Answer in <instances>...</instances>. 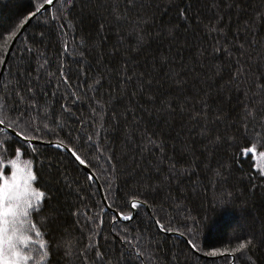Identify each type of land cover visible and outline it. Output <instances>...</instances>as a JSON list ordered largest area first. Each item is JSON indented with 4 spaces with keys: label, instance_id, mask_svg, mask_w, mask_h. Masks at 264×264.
<instances>
[{
    "label": "trees",
    "instance_id": "trees-1",
    "mask_svg": "<svg viewBox=\"0 0 264 264\" xmlns=\"http://www.w3.org/2000/svg\"><path fill=\"white\" fill-rule=\"evenodd\" d=\"M44 1L0 0V64L5 30ZM127 4L54 0L36 15L1 75L0 120L76 148L110 208L143 202L160 228L140 203L114 220L70 153L0 129V172L10 178L15 159L43 193L27 216V263L264 264V0ZM181 72L184 88L166 79ZM134 76L151 89L122 82Z\"/></svg>",
    "mask_w": 264,
    "mask_h": 264
},
{
    "label": "snow or ice",
    "instance_id": "snow-or-ice-1",
    "mask_svg": "<svg viewBox=\"0 0 264 264\" xmlns=\"http://www.w3.org/2000/svg\"><path fill=\"white\" fill-rule=\"evenodd\" d=\"M46 2L51 3L52 0H46ZM128 11L131 12L132 9L136 7V0H128V4L126 5ZM41 9V5L36 6L35 12H28V14L19 21V24L13 28L11 31L5 30L6 34L4 35V40L6 43L11 42V38L18 36V31H20V25H23L30 17L38 14ZM139 15V14H138ZM183 15V12H181ZM117 24L120 23L119 20L116 21ZM11 51L10 48H6L5 52ZM6 59V57H5ZM155 62V61H154ZM163 63H169L167 59L163 61ZM251 67V65L249 66ZM187 69H185V72ZM185 72H181L176 74L174 80L172 79L171 75L167 76L166 79H169L174 86L184 88L186 84L184 81H180V76L184 75ZM63 75V73H62ZM125 76L127 73L125 72ZM236 78H239V73L235 74ZM132 79H138L143 90L149 91L151 89V84H145L143 76L140 77H132L129 78L127 81H122L127 84L132 83ZM195 79H199L198 77ZM264 79V78H262ZM176 82H179L178 84ZM31 91V89H29ZM202 91V89L200 90ZM199 95V92L196 93ZM187 103V102H185ZM172 114V113H170ZM246 116H252L255 118L256 113L251 112L249 110L245 111ZM4 121L0 120V125H3ZM247 131V129H246ZM17 136L20 134L17 133ZM26 139V138H25ZM89 142H91L89 140ZM59 147V145L57 146ZM65 151L70 152L71 156L74 160L82 166H87L91 164V161L88 160L85 156L81 155L76 148H67L65 146ZM249 151H254V149H249ZM21 149L19 147L16 148V155L17 157L20 155ZM114 157H110L111 160ZM12 167L11 176L5 177L2 172H0V264H22V261L28 259L27 256L22 255L21 248L24 246L28 241L29 237L24 235L21 231V226L24 221H26L28 212H29V201L32 199V196L29 193V186L30 183L36 179V176L33 174L31 168L26 170L20 169L18 167L17 161L15 159L10 160L7 162ZM2 162H0V167H5ZM127 169H125L126 171ZM26 171V174H22ZM132 175H140V173L133 171ZM131 178V177H130ZM88 179L93 181L95 179L94 174H89ZM43 196V193L39 192L38 190L35 193V198L37 202H39L40 198ZM127 205H117V207H126ZM145 210H147V206L143 205ZM138 202L133 201L131 204L132 209H137ZM107 208V206H106ZM111 210V209H108ZM135 213L132 214L134 216ZM132 216H124L123 213L117 214L113 212V219L123 218L125 220H130ZM192 248H195L196 245L193 241L188 242ZM251 243V242H249ZM261 243L264 244V239L261 240ZM246 243L241 241L237 248L232 249L233 252L245 249ZM219 252V249H211L207 254L210 256H215ZM97 256H100V253H97Z\"/></svg>",
    "mask_w": 264,
    "mask_h": 264
},
{
    "label": "water",
    "instance_id": "water-1",
    "mask_svg": "<svg viewBox=\"0 0 264 264\" xmlns=\"http://www.w3.org/2000/svg\"><path fill=\"white\" fill-rule=\"evenodd\" d=\"M53 2H54V0H52V2L51 3H48V2H46V0L41 4V9H40V11L38 12V14L39 13H41L42 11H44L46 8H50L52 5H53ZM36 11V10H35ZM35 11H33V12H35ZM38 14H36V15H38ZM36 15H34L33 17H30L23 25H21L20 26V31H18V36L17 37H14V38H11V42H9V44H8V46H7V48H10L11 50H12V48H13V46H14V44H15V42L17 41V39H18V37H19V35L26 29V27H27V25H28V23L36 16ZM10 52L11 51H9V52H5L4 53V56H3V59H2V61H1V64H0V78H1V75H2V73H3V71H4V68H5V66H6V63H7V59H8V56H9V54H10ZM5 57H6V59H5ZM0 129H2V130H5V131H8V132H10V133H12V134H14V135H16L18 132H16L14 129H12V128H10L9 126H6V125H0ZM20 134V133H19ZM17 136V135H16ZM17 137H19V138H21V139H23L26 143H28V144H31V143H41L42 141H39V140H36V139H31V138H27V137H24L23 135H19V136H17ZM26 138V139H25ZM47 143V142H46ZM47 144H49V145H52V146H54V147H57L58 145H59V148H61V149H64L65 150V145H63V144H61V143H59V142H54V141H51V142H48ZM68 148V147H67ZM68 153H70V152H68ZM71 155V154H70ZM79 164V163H78ZM82 168H83V170L85 171V173L87 174V176H89V174L91 173V174H93L92 173V171L89 169V167H87V166H82V165H80ZM95 176V175H94ZM94 182H95V184H96V186H97V188H98V191H99V194H100V198H101V200H102V202L104 203V205L105 206H107V208L108 209H111V211L112 212H116L117 214H119L117 211H115L114 209H112V208H110V206L108 205V203H107V201H106V199H105V195H104V191H103V188H102V186L100 185V183H99V181H98V179L95 177V179L93 180ZM133 202V201H132ZM131 202V203H132ZM140 204H142V205H146L147 206V213L149 214V216L152 218V220L154 221V223H155V225L157 226V227H159L160 228V226H159V223H158V221L152 216V213H151V211H150V208H149V206L147 205V204H145V203H143V202H139ZM135 211H136V209H132L131 208V212H130V214L129 215H124V216H132V214L133 213H135ZM133 217V216H132ZM119 219H123V218H119ZM125 220V219H124ZM162 231H164V230H162ZM166 233H168V234H175V235H178V236H180V237H182L187 243L190 241L188 238H186L183 234H181V233H179V232H177V231H166ZM188 245L190 246V244L188 243ZM191 247V246H190ZM191 249H193V251H195L197 254H199V255H202V256H205V257H213V256H210V255H206V254H202L201 252H199L198 250H196V248H192L191 247ZM229 264H233V255H231V260H230V263Z\"/></svg>",
    "mask_w": 264,
    "mask_h": 264
},
{
    "label": "rangeland",
    "instance_id": "rangeland-1",
    "mask_svg": "<svg viewBox=\"0 0 264 264\" xmlns=\"http://www.w3.org/2000/svg\"><path fill=\"white\" fill-rule=\"evenodd\" d=\"M31 139H33V138H31ZM36 140L42 141L41 143H44V144H46V142H47V141L40 140V139H36ZM49 142H51V141H49ZM47 143H48V142H47ZM17 164H18V167H19L20 169H24V170L27 169V168H25V167H27V166H25V165H24V166H23V165H20L19 163H17ZM22 166H23V167H22ZM22 174H26V171H25L24 173H22ZM29 193H30V195L32 196V199L29 201V205H30L29 211H30L31 209H33L34 207H36L35 190H34L33 187L31 186V183H30V186H29ZM28 213H29V212H28ZM27 224H28V217H27L26 221L23 222V224H22V226H21V231H22V233H23L24 235H27V236L29 237V236H30V235H29V232H30V230H31V227H27ZM174 235H175V234H174ZM29 244H30V241H28L24 246H22V248H21L22 255L27 256L25 250L27 249V247H29ZM22 264H28V263H27V260L22 261Z\"/></svg>",
    "mask_w": 264,
    "mask_h": 264
},
{
    "label": "bare ground",
    "instance_id": "bare-ground-1",
    "mask_svg": "<svg viewBox=\"0 0 264 264\" xmlns=\"http://www.w3.org/2000/svg\"><path fill=\"white\" fill-rule=\"evenodd\" d=\"M88 167V166H87ZM83 169V168H82ZM90 169V168H89ZM91 170V169H90ZM92 171V170H91ZM93 173V172H92ZM94 174V173H93ZM95 175V174H94ZM96 177V176H95Z\"/></svg>",
    "mask_w": 264,
    "mask_h": 264
}]
</instances>
